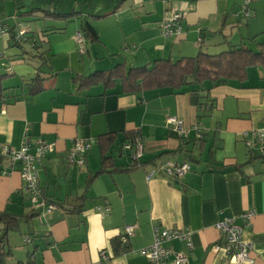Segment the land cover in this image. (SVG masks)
<instances>
[{
    "label": "crops",
    "instance_id": "0c3cea01",
    "mask_svg": "<svg viewBox=\"0 0 264 264\" xmlns=\"http://www.w3.org/2000/svg\"><path fill=\"white\" fill-rule=\"evenodd\" d=\"M242 1L0 0V26L7 29L0 36V213L15 223L6 232L3 264H148L139 251L152 244L156 227L189 232L190 248L166 244L188 264H234L212 251L223 244L215 228L223 217L242 227L241 241L252 245L255 264H264V151L245 146L249 132L264 129V68H248L243 82L189 81L173 92H126L120 77L158 60L264 46V0L249 1V18ZM38 8L81 15L53 20ZM173 11L183 13L181 34L164 39L160 25ZM83 22L98 42L85 40L80 51L75 35ZM19 29L26 31L21 45ZM118 65L109 83L79 82ZM35 75L43 89L30 94ZM168 117L184 121L186 138L166 124ZM102 135L109 139L99 141ZM133 136L141 146L136 161ZM26 139L50 146L38 167L42 197L56 206L50 213L32 207L21 164L1 151L17 150ZM76 139L95 141L82 167L66 157ZM103 154L108 172L97 174ZM167 162H188L190 171L169 177ZM97 207L109 211L102 215ZM249 211L247 225L241 217ZM127 225L135 230L124 251L118 240Z\"/></svg>",
    "mask_w": 264,
    "mask_h": 264
},
{
    "label": "built area",
    "instance_id": "2783aa9c",
    "mask_svg": "<svg viewBox=\"0 0 264 264\" xmlns=\"http://www.w3.org/2000/svg\"><path fill=\"white\" fill-rule=\"evenodd\" d=\"M250 0L242 1L243 17L249 18L250 12L248 3ZM183 13L173 11L170 15L161 22L160 31L164 39L177 37L181 34L180 22ZM7 29L0 26V36L5 34ZM26 31L24 29L17 30L15 40L21 42L25 40ZM76 43L80 50L83 49V39L80 32L75 35ZM166 124L177 131L180 138H186L188 131L185 128L184 121L177 117H168ZM196 138H202V132L198 127L194 126ZM249 138L245 140V146L248 149L258 145L264 151V129L252 130L247 135ZM94 139H76L72 149L67 153L69 163L82 167L85 164V158L90 150ZM135 151L131 158L136 161L141 155L140 140L135 137L133 140ZM124 148L130 149V144ZM50 150V146L40 140L30 141L26 139L19 149H10L6 146H1V151L4 156L12 163L19 162L21 164L20 177L24 183L25 190L30 196V201L33 208L40 209L43 213H50L56 206L54 203L48 202L42 197V191L39 186L38 167L44 159L46 153ZM164 171L169 177L180 179L184 174L190 171L188 162H184L178 166L167 162L164 166ZM100 214H106L108 208L97 207ZM254 215L252 211L242 215V221L248 225L251 217ZM216 230L223 238V244H215L212 247L214 253H221L224 263L234 264H255L254 258L251 255L252 245L242 242L240 235L242 227L235 224V219L223 217L215 224ZM135 226L127 225L123 229L122 241L126 243L128 238L134 233ZM180 241L186 243L190 248L189 232L186 229H159L153 230V242L149 247L141 249L139 252L143 255L148 264H188V258L184 255L175 253L171 248L167 247V243ZM24 242L28 243L29 238L26 237ZM102 260H108V254L105 251L100 252Z\"/></svg>",
    "mask_w": 264,
    "mask_h": 264
},
{
    "label": "trees",
    "instance_id": "16d2710c",
    "mask_svg": "<svg viewBox=\"0 0 264 264\" xmlns=\"http://www.w3.org/2000/svg\"><path fill=\"white\" fill-rule=\"evenodd\" d=\"M35 11L40 12L43 18L62 21H69L81 15V11L79 10H71L64 13L62 11H49L38 8ZM78 32L82 35L83 43L85 40L92 43L98 42L97 33L88 22H83ZM23 42L17 43L21 45ZM254 66H262L264 68V46L253 50L244 43L217 55L199 52L192 58H181L177 61L168 59L154 61L152 64L139 69L130 68L127 72L121 74L120 77L123 90L126 92H138L146 89L168 90L169 92H173L178 91L181 87L188 84L189 81L198 85L206 81L214 84L223 83L228 80L243 82L246 78L247 69ZM119 68L118 65L113 70L94 72L88 77L80 78L79 82L92 84L95 81H103L109 83L116 76L117 71L119 74ZM43 81L41 75H35L29 85L30 94H36L42 91ZM108 137L107 135H102L98 139L102 141V139H109ZM135 137L137 136H133L131 139L134 140ZM102 158V166L97 174L108 172V158L104 154ZM0 222L5 224L3 230L0 232V264H3L5 258L8 256L5 251L6 232L10 228H13L15 223L14 218L6 213H0ZM118 242L124 244L123 249L126 251L127 244L122 240H118Z\"/></svg>",
    "mask_w": 264,
    "mask_h": 264
}]
</instances>
